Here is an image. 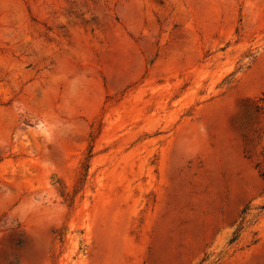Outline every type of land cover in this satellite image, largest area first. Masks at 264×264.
<instances>
[{
	"label": "rangeland",
	"instance_id": "374dc122",
	"mask_svg": "<svg viewBox=\"0 0 264 264\" xmlns=\"http://www.w3.org/2000/svg\"><path fill=\"white\" fill-rule=\"evenodd\" d=\"M0 264H264V0H0Z\"/></svg>",
	"mask_w": 264,
	"mask_h": 264
}]
</instances>
